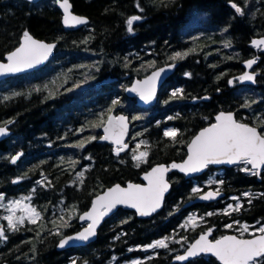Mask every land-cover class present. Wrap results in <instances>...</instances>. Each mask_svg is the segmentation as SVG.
Listing matches in <instances>:
<instances>
[{
    "label": "trees",
    "instance_id": "obj_1",
    "mask_svg": "<svg viewBox=\"0 0 264 264\" xmlns=\"http://www.w3.org/2000/svg\"><path fill=\"white\" fill-rule=\"evenodd\" d=\"M72 1L90 18L77 30L64 27L56 0H0V60L28 32L58 42L36 77L0 81V125L14 120L0 142V264H181L174 256L198 232L230 226L218 202L190 204L192 182L177 173L156 215L143 219L121 208L95 242L61 251L57 242L83 226L78 213L105 187L141 181L153 165L181 160L187 141L219 111L234 110L264 131V54L254 85L238 79L251 41L264 35V0ZM173 61L180 65L156 103L140 107L128 97L135 77ZM112 111L133 115L130 149L122 154L97 141ZM258 184L239 172L213 178L226 196ZM252 195L233 210L264 217V193ZM13 201L29 202L35 215L13 211ZM186 264L221 263L201 256Z\"/></svg>",
    "mask_w": 264,
    "mask_h": 264
},
{
    "label": "water",
    "instance_id": "obj_2",
    "mask_svg": "<svg viewBox=\"0 0 264 264\" xmlns=\"http://www.w3.org/2000/svg\"><path fill=\"white\" fill-rule=\"evenodd\" d=\"M57 7L62 11L63 24L68 30L80 29L90 21L87 15L74 10L72 0H57ZM251 43L264 51V35L254 37ZM57 46V41H47L30 32L25 34L21 43L8 52L4 60H0V81L44 67L55 56ZM257 63L255 57L244 62L245 71L239 75L241 84H255L258 73L254 67ZM179 65L180 61L169 62L142 77H135L127 86L126 94L137 97L136 104L142 107L155 103L162 85L175 74ZM233 83L234 79H231L230 84ZM13 123L14 120L0 125V142L11 135ZM132 126L130 114L113 111L101 127L102 134L97 141L113 145L116 153H125L130 147ZM21 158L22 153L13 155L15 162ZM241 160H248L261 175L264 168V134L258 126L238 120L235 111L222 110L215 116L214 122L201 128L191 138L184 160L157 163L142 173V181L116 182L98 192L92 198L90 207L77 216L79 223L86 225L64 234L57 242V249L61 251L95 242L102 225L121 208L134 211L143 219L159 213L171 192L169 175L173 171L191 178L203 173L208 164L234 166ZM223 196L224 192L209 189L196 200L212 202ZM212 234L211 229L199 234L185 251L174 256L173 262L186 264L207 255L215 257L221 264H251L264 256V233L251 237L228 233L216 239H212Z\"/></svg>",
    "mask_w": 264,
    "mask_h": 264
},
{
    "label": "flooded vegetation",
    "instance_id": "obj_3",
    "mask_svg": "<svg viewBox=\"0 0 264 264\" xmlns=\"http://www.w3.org/2000/svg\"><path fill=\"white\" fill-rule=\"evenodd\" d=\"M239 14L242 15L243 13L239 12ZM251 46H252L251 47L252 49L250 48L251 49L250 53H248V55H246L244 58L241 59V63L243 66V70L242 69L241 70H242V72L245 71L244 62L247 59L255 57V58H257L258 63L255 65L254 70L259 75V71L257 70V67L259 65V62L262 60V56H263L262 54H264V51H262V49H261L262 47L257 48L254 45H252V43H251ZM239 75H238V79L240 78ZM231 79H234V78H231ZM233 85H234V83H233ZM233 85H231V86H233ZM207 98L210 99L209 97H207ZM207 98H206V100H208ZM211 123L212 122H210L209 124H211ZM209 124H207V125H209ZM207 125H205V126H207ZM205 126H202L201 128H203ZM200 129H198L197 132ZM262 132L264 133L263 130H262ZM131 139H132V137H131ZM131 139H130V145H131ZM190 141H191V138L186 143L185 154L181 160H184L188 154V144ZM237 172L242 173L244 175L249 174L252 176H256L258 179V182L260 184H258L256 187L246 189L245 191H243L242 194L235 193V194H232L229 196H226V193L224 191L220 190L218 187L213 186V178L215 175H218V176L224 175L225 176V175H228V174L231 175L232 173H237ZM173 173H177L179 175H182L185 179L192 182L191 193H192V195H194V198L192 200H190V204H193V203H194L193 205L208 204V203L214 204V203L218 202L219 205H222V209L226 210L225 213L227 216V220L225 221V224L227 226H230L227 230L225 228L222 230H217L218 227L215 228L213 226H211V227L209 226V227H206L205 229L201 230L200 232H198V235L209 230V229H211L213 231L212 239H216V238L221 237V236L228 234V233H236L240 237H251V236H254V235L259 234V233H264V217L260 216V214H256L253 216H252V214H248V217L245 218L244 215H245L247 210L246 211H244V210L234 211L233 210L236 207L238 209H242L241 205L244 203L243 200L245 198L251 199L252 194L253 195H260V194L264 193V186L261 184V181L264 178V168L261 172V175L259 176L258 170L254 169L248 160H241L237 165H234V166H215L214 164H208L207 168L205 169V171L203 173H201L199 175H195L191 178H187L184 173H181L179 171H173L169 175V178L171 179V182H172V188H173V180H172L171 175ZM209 189H215L217 191L224 192V196L222 198H220L216 201H212V202H198L196 200V198L200 194L206 192ZM197 211L198 210L196 209L193 212L195 216L200 215V211H198V212ZM217 231H219V232H217ZM3 232L4 231H2V233L0 235H2Z\"/></svg>",
    "mask_w": 264,
    "mask_h": 264
},
{
    "label": "rangeland",
    "instance_id": "obj_4",
    "mask_svg": "<svg viewBox=\"0 0 264 264\" xmlns=\"http://www.w3.org/2000/svg\"><path fill=\"white\" fill-rule=\"evenodd\" d=\"M47 65H45V66H47ZM43 68L44 67H42L40 69H43ZM40 69H37V70L29 72V73H25V74H21V75H17V76H12V77L6 78L4 80L7 81V80L15 79V78L19 79L20 77L24 79V78H26L28 76L36 77L39 74L38 71ZM83 87H85V86L83 85ZM19 202L18 201L11 202L10 203V208L13 209V211H18L19 209H24V211H25L24 214L25 215H27V214L28 215H35V210L32 208V205L29 202H27V201H19ZM2 231H3V228L0 227V234L2 233Z\"/></svg>",
    "mask_w": 264,
    "mask_h": 264
},
{
    "label": "bare ground",
    "instance_id": "obj_5",
    "mask_svg": "<svg viewBox=\"0 0 264 264\" xmlns=\"http://www.w3.org/2000/svg\"><path fill=\"white\" fill-rule=\"evenodd\" d=\"M164 84H165V82H164ZM164 84H163V85H164ZM221 111H222V110H221ZM219 112H220V111H219ZM219 112H218V113H219ZM218 113H217V114H218ZM217 114H216V115H217ZM216 115H215V116H216Z\"/></svg>",
    "mask_w": 264,
    "mask_h": 264
}]
</instances>
